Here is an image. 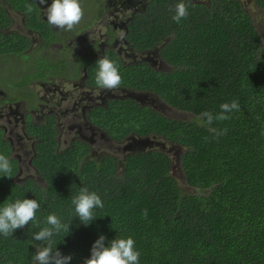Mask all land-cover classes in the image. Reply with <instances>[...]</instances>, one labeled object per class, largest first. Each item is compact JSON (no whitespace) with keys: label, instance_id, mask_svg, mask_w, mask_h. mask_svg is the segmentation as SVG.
<instances>
[{"label":"trees","instance_id":"trees-1","mask_svg":"<svg viewBox=\"0 0 264 264\" xmlns=\"http://www.w3.org/2000/svg\"><path fill=\"white\" fill-rule=\"evenodd\" d=\"M254 1L264 14V0ZM178 2L149 0L147 13L133 21L129 35L140 52L158 48L170 70L152 68L144 61L125 65L111 52L106 57L118 66L119 87L153 93L195 118L204 111L215 116L221 104L233 100L240 110L230 113L229 120L201 126L196 119L168 118L128 98L96 106L88 118L114 140L139 133L179 145L191 191H184L171 176L170 157L161 148L129 154L120 170L113 157L104 156L101 162L86 159L90 146L85 142L75 141L59 153L53 118L44 127L30 129L41 140L34 165L45 185L35 178L21 183L15 179L17 161L0 131V154L12 164V177L0 173V208L24 199L40 204L39 226L30 222L11 236L0 234V264H33L36 246H46L33 235L49 226L50 214L70 225L69 232L53 237V250L73 257L69 264H84L101 235L106 246L116 238H133L139 264H264V36L240 0H210L208 5L184 0L189 15L177 24L172 9ZM28 3L33 5L31 13L26 11ZM39 4L0 0V65L10 75V59H23L20 56L32 44L12 29L8 9L20 13L26 27L48 36L46 44L56 42L48 22L39 17ZM52 60L45 57L35 68L28 64V69L15 73L18 90L55 64L60 70L62 62L50 66ZM97 61L88 69L92 86ZM22 73L27 74L24 79ZM81 187L95 191L104 203L94 209L96 219L87 226L76 217L72 204Z\"/></svg>","mask_w":264,"mask_h":264},{"label":"flooded vegetation","instance_id":"flooded-vegetation-1","mask_svg":"<svg viewBox=\"0 0 264 264\" xmlns=\"http://www.w3.org/2000/svg\"><path fill=\"white\" fill-rule=\"evenodd\" d=\"M52 2L53 0H47V4H39V17L46 22L47 17L45 16L44 10H46V8L49 7ZM80 2L85 13L82 23L77 25L72 31H61L54 28L48 23L54 31V38L56 39V42L49 45L45 44V47L59 46L61 48L60 51L65 52V49L67 50L65 44L68 41H71L72 46H75V48L84 51V53L77 54L71 57H68L70 55V52L64 53L62 55L53 54L51 56L53 59L56 56L57 58L59 57V60H62L59 76L60 79H66V81L71 80L72 82H75V84L81 81L80 85L82 91L74 92L76 94L75 100H77V103H75L74 101L72 92H68L62 89L60 86L59 88L55 87V76H53L54 73L51 70L50 74L44 72L43 77L32 80H41L42 83L40 84L45 87L44 92L35 91V89L31 86V81L26 88L22 90L19 89L22 94H27L26 97L22 98H18L19 93L17 90L11 88L8 89L3 85V82H0V120L4 122V124H0V131L2 132L3 140L9 143V146L12 150V156L14 155L13 157L17 161V175H19L20 171H22L21 164H25L28 167L31 166L33 170L41 177L38 169L34 165V161L38 153V143L41 140L37 134H30V129L33 126L44 127L53 118L54 130L56 131L54 139L58 151L60 150V144L62 143L61 134L63 133L75 131L76 135L70 136L74 139L75 137H78L79 132L83 131L80 138L84 134H86L90 137V141L95 140V136L84 133V131L91 132L86 127L84 130L80 129L81 126L77 129V121L79 120L78 118L84 120V113L87 112L85 110V107L87 106H83L81 103L84 102L86 98L91 99L93 97L91 91L95 92L100 89L96 85L92 86L88 83V69L94 59H99L100 57L108 55V53L115 52L120 57L121 62L125 65L138 64V62H141L137 61L136 58V54H138V52L140 51L135 48L130 40L129 35L133 21H135V19L139 15L147 13L149 0H80ZM195 2H200L202 4L208 5L210 3V0H195ZM17 14L21 15L20 13ZM77 29L80 30V33L78 35L76 34ZM21 30L22 32L24 31L31 34V36H39L42 39V36L35 29H29L28 27H26L25 21H23V29ZM16 32H19L23 36H25L21 31L17 30ZM124 50H131V52L124 53ZM125 57L131 58V60H127L125 59ZM39 58L41 60H38L37 63H41V61L45 59V56H40L36 59ZM75 58L78 60L77 65L68 68L65 65L66 62H71ZM1 63L2 61H0V64ZM78 64L80 65L78 66ZM67 72L70 73L67 74ZM25 77L26 76H23V79ZM118 91L122 93L123 96L116 95L113 91H107L103 89L102 94L104 95L105 93H107L106 98H108V101L111 99L124 100L129 98L135 102L137 100H135L134 97L142 101L146 95H155L150 92L134 90L126 87H119ZM85 92L88 94V97L84 95ZM131 95L133 96V98L131 97ZM108 101L105 103V105H107ZM64 102L65 104L69 105L72 102V107L70 106V108H73L75 118H69L63 123L60 121L59 115L61 113ZM20 104L24 106L23 109L20 108ZM139 104H141V102H139ZM141 105L150 107L149 105ZM94 107H96V105L91 106L88 111ZM88 113L86 114V119L89 121V123L93 127L103 130L108 137L113 139L103 128L99 127L89 120ZM129 137L138 138L139 141H135L136 143H134V146L138 148L133 152L126 154V158L129 154L135 153L137 151L157 150L156 148L146 149L142 146L147 143V139H149L150 137H157L155 135L150 134L143 136L142 134L135 133V135H130ZM80 138L74 141H81L89 144L87 141H84ZM89 146L90 151L88 155H90V152H92L91 145L89 144ZM15 153H17V155H15ZM88 155H86V157H88ZM124 159H122V162ZM17 175L15 177L16 180Z\"/></svg>","mask_w":264,"mask_h":264},{"label":"clouds","instance_id":"clouds-1","mask_svg":"<svg viewBox=\"0 0 264 264\" xmlns=\"http://www.w3.org/2000/svg\"><path fill=\"white\" fill-rule=\"evenodd\" d=\"M39 3L41 5L47 4V0H39ZM25 7L28 13L33 11L31 3L26 4ZM172 10L175 13L172 19L177 24L189 15L188 4L184 0H180ZM44 11L47 22L61 31L74 30L82 22L85 15L80 0H53L52 4ZM51 63L55 64L54 60ZM97 64L96 85L107 91L118 90L122 83V77L117 64L106 56L100 57ZM48 70L53 71L55 78H59L60 70L56 64ZM220 108L221 112L215 116L204 111L195 119L201 126H210L214 120L231 119L229 114L240 110L236 100L231 103H223ZM0 173H3V176L12 177L11 161L4 154H0ZM72 204L75 206L76 217H79L85 226L96 219L94 209L104 207L101 197L95 191L90 192L86 187L80 188L79 194L72 198ZM39 208L40 204L36 199L17 200L15 203L6 204L0 208V234L5 237L11 236L17 229L24 228L30 222L39 226V221L36 219ZM147 215L148 212L145 209L143 216L147 218ZM46 223L49 225L48 227H43L33 235L35 241L46 242V246H36V252L32 257L33 264H69L73 257L63 255L58 249L54 251L53 237L61 232H69L70 225L63 223L55 214L48 215ZM105 241L104 235L95 241L91 249V256L85 260L84 264H139L140 252L135 249L133 238H116L111 240L107 246Z\"/></svg>","mask_w":264,"mask_h":264},{"label":"rangeland","instance_id":"rangeland-1","mask_svg":"<svg viewBox=\"0 0 264 264\" xmlns=\"http://www.w3.org/2000/svg\"><path fill=\"white\" fill-rule=\"evenodd\" d=\"M240 1L242 3L243 9L252 17L255 26L258 28V30L261 32V34L264 36V14H263L262 10L257 6V4L255 3L254 0H240ZM8 11H9V14L11 15V17L13 19L12 29L15 31L18 30V31L22 32L21 29H23V21H24L23 16L17 14L16 12H12L11 9H8ZM22 33L30 39V41L32 43L31 49L27 53H24L23 56H20L23 59H20L19 57H15V58L10 59L11 60L10 61L11 67H12V74L11 75L3 66L0 65V82H3V85L5 87H7L8 89L11 88V89L17 90L19 93L18 98L26 97L27 94H22L18 90V87L16 86V84L18 83L19 76H15V73H19V72H22L24 69H28L29 68L28 64H30V68H35L38 60H41L40 58L36 59L37 57H40V56L51 57L53 54L62 55L64 53H69V52H70V55L68 57H71V56H74L77 54L84 53V51H81V50L75 48V46H72L71 41H68L65 44L67 50L65 49V52H63V51H60L61 48L59 46L45 47L44 43L46 44V40L48 39V36H42V39H41L39 36H31V34L26 33L24 31ZM79 33H80V30L77 29L76 34L78 35ZM130 40L131 41L133 40L134 43H136V40H134L133 38H131ZM168 42H169V40H168ZM130 52H131V50H128V51L124 50V53H130ZM28 53H31V56H29V58H28V55H29ZM130 56H131V54H130ZM56 58L57 57L55 56L54 62L62 61V60H59V57L57 59ZM136 58H137V61L143 60L144 62L151 65V67L156 68L158 70H164V71L170 70V65L167 64L161 58V56H159V49L158 48H154L153 50L151 49L150 51L147 50L145 52H138V54H136ZM125 59L131 60V58H126V57H125ZM0 61H3V59L0 58ZM77 63H78V60L75 58L71 62H68V63L66 62L65 65L68 68H71V67L76 66ZM46 73L50 74L51 71L48 70ZM68 73H70V72H67V74ZM24 75H25V73H22L21 78ZM26 76H27V74H26ZM14 82H15V84H14ZM40 83H42L41 80L32 81L31 86L35 89V91L44 92L45 87H43ZM54 84H55V87L59 88V86H60L62 89L66 90L68 92H72V95L74 96V101H75V103H77V100H75L76 94L74 92L82 91V88L80 85L81 81H79L75 84V82H72L71 80L66 81V79L55 78ZM91 92H92L93 97L91 99L86 98V100H84V102L81 103L83 106H87V107H85V110L87 112L84 113L85 114L84 120L78 118L79 120L77 121V129L81 126L80 129L84 130L86 127L91 132L84 131V133H88L90 135L95 136L94 137L95 140L90 141V137L86 134H84L80 138L81 133L83 131L78 133V137L77 138L75 137L76 139L75 138L73 139L72 137H70L72 135H76L75 131L69 132V133H63V134H61L62 143L60 144L59 153L67 151L73 145V143H75L74 140H77L78 138H80L84 141H87L91 145L92 152H90V155H88V157H86V159L88 158L91 160L101 162L102 158H103L102 156H104V155L109 156V157H115L117 159L118 168L120 170L122 159L126 158V156H125L126 154L131 153L138 148V147L134 146V143H136L135 141H139V139L127 136L122 140H118V139L114 140V139H111L110 137H108L103 130L96 128V127H93L89 123V121L86 119V114L90 111V110L88 111V109L94 105H96V106L97 105H103L104 106L105 103L108 101V98H106L107 93H105L104 95L102 94V89H99L98 91H95V92H93V91H91ZM113 92L116 95H122L123 96V94L120 93L118 90L113 91ZM84 95H86V97H88L87 96L88 94L86 92L84 93ZM131 97L133 98L132 95H131ZM134 99L141 102V104H143V105H149L151 108L161 112L162 114H164L168 118H172L175 120H186V121H190L192 119H195L194 114L182 112V111L174 109L173 107L168 105L162 98H160L157 95H150V96L146 95L142 101L136 97H134ZM70 106L72 107V102L70 103V105L65 104V102H64V105L61 109V113L59 115L60 121L63 123L65 120H68L69 118H75L73 108H70ZM23 107L24 106L22 104H20V108L23 109ZM45 111H47V110H45ZM92 117H94V115H92ZM0 124H4V122H2L0 120ZM112 135H114V133H112ZM142 146H143V148H146V149H154V148L159 149V148H161L160 150L165 152L170 157V160H171V176L178 182V184L183 188L184 191H186V192L191 191V188L186 184V178H185L184 172L182 170L180 157H181L183 150L179 145L174 144V143H169L163 137H150L149 139H147V143H145ZM139 150H141V149H139ZM15 155H17V153H15ZM21 170L22 171H20L19 175H17V181L18 182L22 183V182L26 181L27 179L36 178V180L38 181V183L41 186L45 185V181H44L43 177L42 176L40 177L39 174L36 173L31 166L28 167L25 164H23V165L21 164Z\"/></svg>","mask_w":264,"mask_h":264},{"label":"crops","instance_id":"crops-1","mask_svg":"<svg viewBox=\"0 0 264 264\" xmlns=\"http://www.w3.org/2000/svg\"><path fill=\"white\" fill-rule=\"evenodd\" d=\"M45 57L48 58V56H45ZM46 62H47V60H46ZM48 63H49L50 66H51V62L48 61ZM48 63H47V65H48ZM47 67H48V66H47ZM48 68H49V67H48Z\"/></svg>","mask_w":264,"mask_h":264}]
</instances>
